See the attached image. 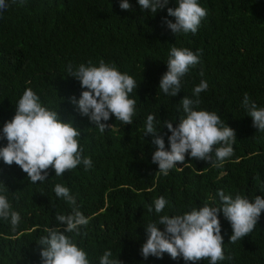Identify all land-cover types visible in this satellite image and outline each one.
Wrapping results in <instances>:
<instances>
[{
	"label": "trees",
	"instance_id": "16d2710c",
	"mask_svg": "<svg viewBox=\"0 0 264 264\" xmlns=\"http://www.w3.org/2000/svg\"><path fill=\"white\" fill-rule=\"evenodd\" d=\"M6 2L9 6L0 12V134L31 88L43 106L80 130L82 156L91 158L92 167L85 170L80 164L62 176L50 167L46 180L32 183L20 166L0 159V194L7 195L20 215L15 230L10 219L0 218V264H42L38 243L48 235L44 229L57 227V214L69 215L73 208L57 197V184L70 189L75 207L89 220L79 234L66 235L86 251L90 264H100L106 251L121 264H194L168 253L145 259L146 226L160 216L183 215L205 204L222 207L221 190L253 202L264 197V132L253 126L243 104L247 93L250 102L264 108V0H198L207 15L195 34H174L167 27L166 20L175 22L167 9L178 7L177 0L156 13L142 10L138 0H129L131 10L120 7L122 0H25L23 6L19 0ZM173 47L200 56L181 78L175 97L159 89ZM101 59L136 81L129 94L136 100L132 123L113 115L104 122L112 127L104 132L71 102L87 89L68 71L69 65L75 71L89 61L99 66ZM202 80L208 88L193 108L217 113L235 130L234 153L220 162L213 151L211 163L192 159L189 152L184 163L163 175L152 160L157 147L153 137L145 135L147 117H155L170 150L171 132L164 121L175 127L186 118L180 101L185 96L195 100L193 90ZM5 146L7 140H0V148ZM160 197L167 204L156 213L154 201ZM219 219L226 259L217 264H264V212L255 229L235 243H230L233 229L222 211Z\"/></svg>",
	"mask_w": 264,
	"mask_h": 264
},
{
	"label": "clouds",
	"instance_id": "9594fccd",
	"mask_svg": "<svg viewBox=\"0 0 264 264\" xmlns=\"http://www.w3.org/2000/svg\"><path fill=\"white\" fill-rule=\"evenodd\" d=\"M15 2V0H13ZM23 6L25 0H19ZM142 10L156 13L165 8L169 0H138ZM178 7L167 9L168 15L175 17V22L166 20L167 27L174 33L195 34L207 10L198 0H177ZM6 0H0V12L8 7ZM120 7L131 10L129 0H122ZM198 52L188 48L173 47L169 54L168 71L162 76L159 89L172 97L177 96L181 89V78L191 67L199 63ZM70 76L80 81L81 87L87 89L81 93L79 100L71 98L81 115L88 117L101 132L112 127L107 123L113 115L116 120L131 124L136 111V100L129 94L136 88L135 79L127 73H122L115 64L99 61V66L80 64L73 71L69 65ZM203 75V73H201ZM208 88V83L202 80L194 88L195 100L185 96L180 103L186 118H182L177 126L173 122L164 121V126L171 132L168 137L170 150L166 149L163 136L159 135L155 126V117L149 115L145 125V135L151 134L152 143L156 145L152 160L158 164L159 171L168 175L169 170L184 163L186 154L190 152L192 159L210 161L214 163V151L217 161L233 155V144L236 133L233 128L225 125L221 117L215 112L194 110V105L201 103L199 95ZM244 106L249 116L253 118V126L264 132V108H258L255 102L245 93ZM103 121V122H102ZM81 132L71 122H64L59 113L42 105L40 97L31 89L24 91L16 105V114L4 124L0 140H7V146L0 148V159L8 165L15 163L28 174L30 181L36 183L47 179V170L52 167L56 176H62L66 171L75 169L83 164L85 170L92 167L91 158L82 156L83 149L79 144ZM215 145H221L215 147ZM57 197H62L73 205L69 215L57 214L59 222L55 228H45L47 236L42 237L39 245L42 264H90L86 251L78 247L66 233L79 234L80 226L89 223L88 218L75 207L76 197L70 189L57 184L54 189ZM219 196L222 207L205 204L199 209L183 215H163L157 222L146 226L147 240L142 245V255L162 258L168 253L173 259L183 257L185 261L198 262L210 259L211 264L226 259L221 235L219 213L230 222L233 234L230 243L246 237L255 229L261 213L264 212V197L256 196L253 201L241 195L233 198L225 195L221 190ZM167 201L160 197L154 201L155 212L160 213ZM147 211L151 212L150 206ZM0 218L9 220L13 230L18 226L20 215L12 210L6 194H0ZM62 225L66 227L61 228ZM160 225H164L163 231ZM111 251H106L100 258V264H121L120 260L110 259ZM230 258V257H228Z\"/></svg>",
	"mask_w": 264,
	"mask_h": 264
}]
</instances>
